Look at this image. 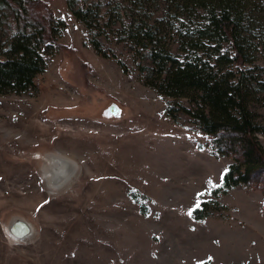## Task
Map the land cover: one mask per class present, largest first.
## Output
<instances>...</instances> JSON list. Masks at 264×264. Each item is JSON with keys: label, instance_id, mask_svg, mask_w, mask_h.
Listing matches in <instances>:
<instances>
[{"label": "rangeland", "instance_id": "374dc122", "mask_svg": "<svg viewBox=\"0 0 264 264\" xmlns=\"http://www.w3.org/2000/svg\"><path fill=\"white\" fill-rule=\"evenodd\" d=\"M43 1L68 26L33 90L0 94V264H264V172L212 195L233 160L190 116L173 121L174 100L145 84L150 61L125 34L130 0ZM69 2L98 12L93 28ZM251 3L264 16V0ZM255 56L264 82V44ZM250 107L264 126V83ZM78 173L70 191L50 194ZM205 200L219 204L209 217L188 214Z\"/></svg>", "mask_w": 264, "mask_h": 264}, {"label": "trees", "instance_id": "16d2710c", "mask_svg": "<svg viewBox=\"0 0 264 264\" xmlns=\"http://www.w3.org/2000/svg\"><path fill=\"white\" fill-rule=\"evenodd\" d=\"M136 8L126 28L128 41L145 52V84L159 95L173 99L166 114L190 116L210 137V149L233 162L213 196L249 185L264 172V148L259 135L264 126L251 109L263 85V66L257 63L264 39L263 9L251 0H130ZM75 17L93 28L98 12L76 9ZM163 8L159 18L151 11ZM134 8V9H135ZM0 94H25L47 68L45 53L59 47L57 37L68 26L43 0H0ZM175 37L177 55L172 48ZM98 52H102L96 42ZM186 99L188 104L180 100ZM133 197L138 199V195ZM215 200L202 201L192 211L196 220L211 215Z\"/></svg>", "mask_w": 264, "mask_h": 264}, {"label": "water", "instance_id": "95a60500", "mask_svg": "<svg viewBox=\"0 0 264 264\" xmlns=\"http://www.w3.org/2000/svg\"><path fill=\"white\" fill-rule=\"evenodd\" d=\"M120 113H121V109L116 104H113L112 106L109 107V111H108L109 115H114L116 117H119ZM11 231L12 233H14L19 237H25L29 233L30 229L24 223H16L12 227Z\"/></svg>", "mask_w": 264, "mask_h": 264}, {"label": "clouds", "instance_id": "9594fccd", "mask_svg": "<svg viewBox=\"0 0 264 264\" xmlns=\"http://www.w3.org/2000/svg\"><path fill=\"white\" fill-rule=\"evenodd\" d=\"M78 178H79V173L76 176V178L74 179V181L62 183L59 186L47 185L48 190H49L50 194H52V195H59L62 192L70 191L72 185L78 180Z\"/></svg>", "mask_w": 264, "mask_h": 264}, {"label": "snow or ice", "instance_id": "6c2138e0", "mask_svg": "<svg viewBox=\"0 0 264 264\" xmlns=\"http://www.w3.org/2000/svg\"><path fill=\"white\" fill-rule=\"evenodd\" d=\"M209 186L210 187H212V186H214L213 184H212V181L211 180H209ZM197 207H199V202L197 203V205H196ZM190 216L192 215V212L191 211H189V213H188Z\"/></svg>", "mask_w": 264, "mask_h": 264}, {"label": "bare ground", "instance_id": "6f19581e", "mask_svg": "<svg viewBox=\"0 0 264 264\" xmlns=\"http://www.w3.org/2000/svg\"><path fill=\"white\" fill-rule=\"evenodd\" d=\"M57 178V177H56ZM16 238V237H15ZM16 239H18V238H16Z\"/></svg>", "mask_w": 264, "mask_h": 264}]
</instances>
